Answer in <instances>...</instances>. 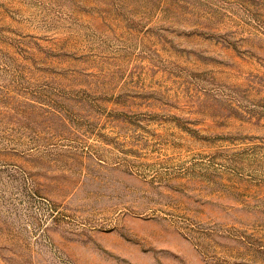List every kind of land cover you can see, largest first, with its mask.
<instances>
[{
  "label": "rangeland",
  "instance_id": "374dc122",
  "mask_svg": "<svg viewBox=\"0 0 264 264\" xmlns=\"http://www.w3.org/2000/svg\"><path fill=\"white\" fill-rule=\"evenodd\" d=\"M0 264H264V0H0Z\"/></svg>",
  "mask_w": 264,
  "mask_h": 264
}]
</instances>
